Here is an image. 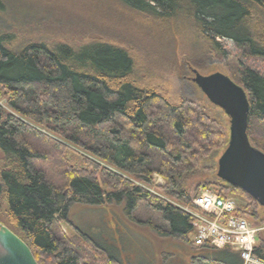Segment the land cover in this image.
I'll return each instance as SVG.
<instances>
[{
	"label": "trees",
	"instance_id": "trees-1",
	"mask_svg": "<svg viewBox=\"0 0 264 264\" xmlns=\"http://www.w3.org/2000/svg\"><path fill=\"white\" fill-rule=\"evenodd\" d=\"M118 1L155 23L184 20L195 37V55L217 56L233 66L228 77L245 90L250 104L249 142L264 153V136L260 141L255 136V125L264 127V76L230 61L219 42L230 40L246 57L264 61V0ZM5 9L0 0V13ZM141 69L135 56L116 44L74 47L39 40L15 48L13 35L0 34V99H7L11 111L0 105V209L6 205L1 224L28 246L37 264H120L75 227L73 238L61 232L72 203L124 204L131 222L194 247L191 217L131 180L151 185L158 174L165 186L155 188L192 208L193 198L178 188V180L224 149L228 138L207 110L190 101L171 102L144 84ZM70 147L92 158H84L87 169H69L62 157ZM56 154L66 171L58 187L38 166ZM217 181L220 197L239 196L247 203L241 215L254 227L264 226L263 208ZM141 205L146 220L144 212H136ZM197 249L208 253L191 264H242L229 249ZM254 255L264 261L263 240Z\"/></svg>",
	"mask_w": 264,
	"mask_h": 264
},
{
	"label": "rangeland",
	"instance_id": "rangeland-1",
	"mask_svg": "<svg viewBox=\"0 0 264 264\" xmlns=\"http://www.w3.org/2000/svg\"><path fill=\"white\" fill-rule=\"evenodd\" d=\"M1 1L6 9L4 13H0V34L13 35L15 48L39 40L51 44L67 43L74 47L91 41L119 45L135 56L142 66L141 72L144 74L141 73L140 77L143 75L141 79L144 84L157 89L171 102L190 101L207 110L218 125V130L229 137L228 117L220 109L212 106L191 82L193 78L191 71L195 70L205 76L216 72L228 76L233 66L230 67L217 56L195 55L197 53L195 51H198L193 43L195 37L184 20H178L177 23L172 21L165 24L155 23L131 13L118 0ZM219 42L230 54V61L264 76L263 60L246 57L230 40ZM191 54L194 57L188 56ZM6 102V98L0 99V105L5 109ZM7 111L11 112L8 109ZM255 127L256 139L260 141V137L264 136V127L261 123ZM42 132L52 137L47 132ZM33 142L41 144L45 151L54 155L41 142ZM225 148L213 153L210 159H201L193 172L178 180V188L190 198L204 192L218 194L219 189L213 184L218 182L217 162ZM62 158L70 170L76 171L87 169L84 158L92 160L73 147H70V151ZM38 166L52 183L58 184L57 187L62 184L66 171L57 154L48 163H39ZM131 181L172 205L180 206L182 209L190 207L177 203L168 194L155 188L165 186L164 180L158 174H153L151 185L135 179ZM206 185L209 188H205ZM229 198L240 210L247 205L239 196L230 195ZM125 211L124 204L108 203L95 207L72 203L67 211L68 223H61L60 230L66 237L73 238L75 227L84 235L94 238L120 264H191L192 258L206 255L202 249L160 237L147 226L131 222ZM5 212L6 205L3 204L0 209V224L6 219ZM136 212H144L141 214L142 219L148 218L145 214L148 211L143 205ZM259 236L264 241V233H260ZM189 239L192 241V234Z\"/></svg>",
	"mask_w": 264,
	"mask_h": 264
},
{
	"label": "water",
	"instance_id": "water-1",
	"mask_svg": "<svg viewBox=\"0 0 264 264\" xmlns=\"http://www.w3.org/2000/svg\"><path fill=\"white\" fill-rule=\"evenodd\" d=\"M191 73V82L229 119L228 142L217 162V178L264 209V153L248 139L250 104L245 90L219 72L206 76L195 70ZM0 264H37L28 246L1 224Z\"/></svg>",
	"mask_w": 264,
	"mask_h": 264
},
{
	"label": "built area",
	"instance_id": "built-area-1",
	"mask_svg": "<svg viewBox=\"0 0 264 264\" xmlns=\"http://www.w3.org/2000/svg\"><path fill=\"white\" fill-rule=\"evenodd\" d=\"M192 219L195 247L229 249L239 255L242 264H264L254 255L263 227H254L231 198L204 192L192 199V208L183 209Z\"/></svg>",
	"mask_w": 264,
	"mask_h": 264
},
{
	"label": "crops",
	"instance_id": "crops-1",
	"mask_svg": "<svg viewBox=\"0 0 264 264\" xmlns=\"http://www.w3.org/2000/svg\"><path fill=\"white\" fill-rule=\"evenodd\" d=\"M263 233H264V232H263ZM259 239H260V236L258 235V240H259ZM261 240H262V239H261ZM192 247H193V246H192ZM194 248L197 249V247H195V246H194ZM202 251H205L206 254L208 253L207 250H202ZM192 259H193V258H192ZM192 259H191V260H192Z\"/></svg>",
	"mask_w": 264,
	"mask_h": 264
}]
</instances>
